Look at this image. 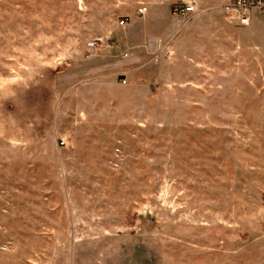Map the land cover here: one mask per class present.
<instances>
[{
  "label": "rangeland",
  "instance_id": "374dc122",
  "mask_svg": "<svg viewBox=\"0 0 264 264\" xmlns=\"http://www.w3.org/2000/svg\"><path fill=\"white\" fill-rule=\"evenodd\" d=\"M184 1L0 0V264H264V12Z\"/></svg>",
  "mask_w": 264,
  "mask_h": 264
},
{
  "label": "built area",
  "instance_id": "2783aa9c",
  "mask_svg": "<svg viewBox=\"0 0 264 264\" xmlns=\"http://www.w3.org/2000/svg\"><path fill=\"white\" fill-rule=\"evenodd\" d=\"M197 1L185 0L184 3L176 7V14L187 20L198 16L200 10ZM262 12H264V0H229L222 8L223 16L228 22L240 25H248L253 14ZM61 144H66L64 139H62Z\"/></svg>",
  "mask_w": 264,
  "mask_h": 264
},
{
  "label": "crops",
  "instance_id": "0c3cea01",
  "mask_svg": "<svg viewBox=\"0 0 264 264\" xmlns=\"http://www.w3.org/2000/svg\"><path fill=\"white\" fill-rule=\"evenodd\" d=\"M226 4H227V3H226ZM226 4H225V5H226ZM197 5H198V1H197ZM225 5H223V6H225ZM223 6L221 7V12H222V8H223ZM198 8H199V6H198ZM222 14H223V13H222Z\"/></svg>",
  "mask_w": 264,
  "mask_h": 264
}]
</instances>
